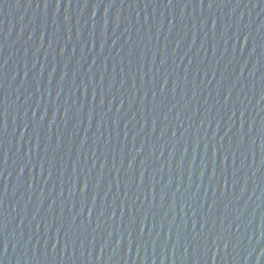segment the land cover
Listing matches in <instances>:
<instances>
[{
    "label": "water",
    "instance_id": "water-1",
    "mask_svg": "<svg viewBox=\"0 0 264 264\" xmlns=\"http://www.w3.org/2000/svg\"><path fill=\"white\" fill-rule=\"evenodd\" d=\"M0 264H264V0H0Z\"/></svg>",
    "mask_w": 264,
    "mask_h": 264
}]
</instances>
